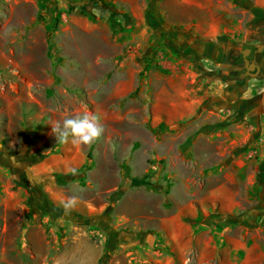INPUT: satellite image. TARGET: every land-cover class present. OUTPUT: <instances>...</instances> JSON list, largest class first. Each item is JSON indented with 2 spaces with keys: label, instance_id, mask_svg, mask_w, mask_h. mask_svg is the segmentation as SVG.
Wrapping results in <instances>:
<instances>
[{
  "label": "rangeland",
  "instance_id": "374dc122",
  "mask_svg": "<svg viewBox=\"0 0 264 264\" xmlns=\"http://www.w3.org/2000/svg\"><path fill=\"white\" fill-rule=\"evenodd\" d=\"M77 1L0 0V264H52L77 243L95 264L158 263L156 253L131 245L132 235L145 230L149 213L182 208L174 175L150 151H172L175 142L162 141L160 124L132 122L147 90L143 69L130 71L139 75L136 89L118 96L129 81L128 66L117 68L130 49V15L156 12L205 38L201 28L211 24L250 30L256 1ZM83 112L101 118L102 135L90 145L55 141L51 125ZM198 175L184 172L192 197L206 191ZM70 196L77 203L65 213L60 201ZM211 257L202 251L196 264ZM174 258L168 264L188 261Z\"/></svg>",
  "mask_w": 264,
  "mask_h": 264
},
{
  "label": "crops",
  "instance_id": "0c3cea01",
  "mask_svg": "<svg viewBox=\"0 0 264 264\" xmlns=\"http://www.w3.org/2000/svg\"><path fill=\"white\" fill-rule=\"evenodd\" d=\"M255 1L250 30L211 24L201 28L205 38L162 22L156 12L149 19L130 15V49L117 68L128 66L129 81L118 96L136 89L139 75L133 78L130 71L143 69L147 90H141L143 102L132 122L160 124L161 136L171 138L162 141L175 142L172 151L161 144L150 151L174 175V204L182 206L174 216L165 207L149 213L145 230L132 235L131 245L159 256L148 264H168L176 253L196 264L202 251L212 254L205 264H264V0ZM244 43L261 46L249 67L255 72L234 78L231 69ZM186 169L199 174L196 183L206 188L196 198ZM81 246H68L52 264H95L93 253Z\"/></svg>",
  "mask_w": 264,
  "mask_h": 264
},
{
  "label": "clouds",
  "instance_id": "9594fccd",
  "mask_svg": "<svg viewBox=\"0 0 264 264\" xmlns=\"http://www.w3.org/2000/svg\"><path fill=\"white\" fill-rule=\"evenodd\" d=\"M100 117L94 113L83 112L75 116L64 118L61 122L51 125V133L55 141L64 144L69 141L73 144L90 145L94 143L103 133V125ZM75 174V169L71 170ZM77 203L75 196L67 197L60 201L61 208L65 213L71 211Z\"/></svg>",
  "mask_w": 264,
  "mask_h": 264
},
{
  "label": "flooded vegetation",
  "instance_id": "af4514ba",
  "mask_svg": "<svg viewBox=\"0 0 264 264\" xmlns=\"http://www.w3.org/2000/svg\"><path fill=\"white\" fill-rule=\"evenodd\" d=\"M250 48V50L247 52L245 58L243 56V53L240 52L239 55L235 56V63L233 64V67L231 69V71L234 73L232 77L236 78L239 77L240 74L241 75H245L248 73H254V70H250L249 67L253 64V53L255 51H258L261 46H258L256 44L253 43H244L242 46L243 48Z\"/></svg>",
  "mask_w": 264,
  "mask_h": 264
},
{
  "label": "water",
  "instance_id": "95a60500",
  "mask_svg": "<svg viewBox=\"0 0 264 264\" xmlns=\"http://www.w3.org/2000/svg\"><path fill=\"white\" fill-rule=\"evenodd\" d=\"M77 3H79V4H93V3L90 2V0H79V1H77ZM95 5H97V4H95ZM249 50H250V48H248V47H246V48H244L242 50V53H243L244 58H245V56H246V54H247V52ZM1 146H2V144L0 143V148H1Z\"/></svg>",
  "mask_w": 264,
  "mask_h": 264
},
{
  "label": "trees",
  "instance_id": "16d2710c",
  "mask_svg": "<svg viewBox=\"0 0 264 264\" xmlns=\"http://www.w3.org/2000/svg\"><path fill=\"white\" fill-rule=\"evenodd\" d=\"M57 21H58V15L57 16H54V22H55L54 25H57Z\"/></svg>",
  "mask_w": 264,
  "mask_h": 264
}]
</instances>
